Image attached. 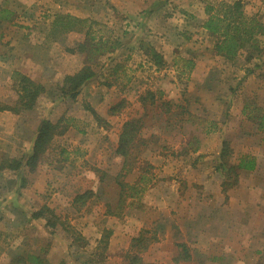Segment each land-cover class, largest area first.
<instances>
[{
	"label": "rangeland",
	"instance_id": "rangeland-1",
	"mask_svg": "<svg viewBox=\"0 0 264 264\" xmlns=\"http://www.w3.org/2000/svg\"><path fill=\"white\" fill-rule=\"evenodd\" d=\"M118 1L123 0H25L26 12L18 9V15L13 17L17 22L13 21L15 27L11 29V39L30 43V50L34 54L47 52L50 71L55 76L62 67L67 71L79 66L82 68L85 63V56L75 55L73 60L66 56L70 55L67 49H73L83 41V32L60 34L59 27L55 30L51 26L56 16L84 20L86 23L83 26L90 25L94 31L100 32L97 36L118 41L119 45L111 53L113 61L108 69L116 65L124 69H119L118 75L108 76L104 73V76L85 86L75 101L64 99L59 106H54L57 108L51 106L56 97L51 87L50 98L44 97L33 111L21 114L18 121L20 131L0 133L1 161L3 158L24 156L29 149V129H34L44 117L55 120L62 115L73 119L66 126L64 134L53 140L35 172L29 173L24 169L18 176L9 172L0 173V264H32L27 258L31 255L40 257L43 264H127L128 256L135 255L149 264H177L176 261L171 263L172 257L180 252L176 250V244H162L168 237L165 228L146 227L144 224L151 222L150 217L146 218L149 216L145 212L146 200L152 207L155 205L156 209H160L166 227L175 220L173 216L177 213L187 212L184 215L186 219H192L196 213L191 198L201 192L198 186L190 190L181 183V194L178 192V196L174 195V188L168 189L172 186L170 180L175 179V161L188 158L187 155L181 158L176 156L173 148L177 147L178 140L174 133H216L218 127L229 123L228 133H237L238 129L242 131L245 120L241 118L239 122L232 118V99H239L242 106L247 104L252 108L264 109L262 59L245 63L243 54L233 64L214 60L211 54L214 41L204 36L198 22L192 23L190 20V17H195L194 14L202 18L207 3L215 0H168L172 6L166 9L161 5L166 0H156L160 5L157 15L145 21L137 18L126 20L116 6ZM150 1L154 0H134L133 8L140 13V2L148 6ZM238 1H241L247 16H255L264 23V0ZM10 3V0H0V7L7 9ZM191 3L197 7L194 12H189L192 10ZM90 9L92 15L89 17L79 15ZM72 26L76 27L74 24ZM194 48L203 53L201 61L211 67L212 73H202L206 75V79L203 77L205 83L196 80L193 84L188 75L180 76L175 71L174 66L182 65V59L177 62L176 57L187 50L196 52ZM148 49H153L159 55L166 53L165 77L170 80L174 78V83L179 86L174 91L180 97L176 105H164L162 94L156 98L153 106L149 101L142 106L140 97L146 91H151L150 87L156 82V76L148 66L149 57L144 58ZM103 60L100 58L98 64ZM104 82L112 86L106 87ZM7 90L6 94L14 101L17 97L13 87ZM207 94L209 96H205ZM213 98L220 102L217 110L209 106ZM117 104L121 105L120 110L110 115V109ZM88 109H92L97 117ZM216 114L219 115V126L211 121ZM138 118H142V128L139 131L140 140L132 148L131 165L134 171L123 180L132 183L140 173L146 172L151 184L140 202L127 200L118 209L119 188L114 177L120 170L121 159L112 155L114 139L125 122ZM261 142L264 143L263 140ZM62 150L68 152L62 154ZM182 169L179 168L177 173L179 178L184 176ZM22 179L25 184L20 188ZM88 192L91 198L86 199L84 205L74 202L77 195ZM188 196L189 200H186L184 197ZM245 199L243 202L247 203V196ZM242 204L237 205L240 210ZM106 205L110 212L119 214L118 217L106 215ZM43 206L53 210L64 227H71L85 241L75 243L74 236H68L59 224L57 231L50 235L45 220L32 218V214ZM175 207L179 211H175ZM237 220L234 227L244 236L247 232L242 230L243 221L240 217ZM263 221H260L259 227ZM160 230L164 231L160 234ZM104 231H111L112 234L108 247L105 250L102 247L97 249V242ZM139 234L145 239L155 235L157 243L150 242L146 250L138 252V245L135 246L131 240ZM252 248L253 251L248 249L243 255L245 260L264 264V249ZM239 254L235 251L233 258L238 259Z\"/></svg>",
	"mask_w": 264,
	"mask_h": 264
},
{
	"label": "crops",
	"instance_id": "crops-1",
	"mask_svg": "<svg viewBox=\"0 0 264 264\" xmlns=\"http://www.w3.org/2000/svg\"><path fill=\"white\" fill-rule=\"evenodd\" d=\"M139 1L141 0H135V2ZM169 1H164L161 4L163 5L162 7L166 9L168 6H172L168 3ZM10 2L7 9L13 11L14 14L18 15V9L21 11L25 10L26 12V7L24 6V4H26L25 0H10ZM133 2L134 0H123L122 2L118 1V3H116L117 8L124 14L126 20L137 18V20L144 19L145 21L151 16L154 17L157 15L159 11L160 5L156 0L150 1L148 6L140 2L142 10L140 13L133 8ZM13 3L15 5H13ZM190 7L192 10L189 12H194L197 8L193 4L190 5ZM203 14L204 12L202 11L203 19L199 15L194 14L195 17H190V20L192 23L195 21L198 22L204 36H208V38L210 37V39L214 41V38L202 28L206 20ZM79 15L89 17L92 15L91 9L89 12ZM14 21L17 22V19ZM14 24V22H0V33L3 32L0 45V133H16V131H20L21 126L18 122L19 117L23 113H28L14 112L13 109L16 105L17 98L11 101L9 95L6 94L8 91L7 89L13 87L12 74L14 72L20 73L33 82L42 85L46 90L45 98H48L50 92H52L51 87H53L55 91V86L59 80L58 78L62 76H71L81 69L79 66L76 69H68L65 71L62 67L60 68V72H57L55 76V73L50 71L47 52H40V55L34 54V51L32 52V50H30L32 46L30 43L11 39L10 32L11 29L15 27ZM194 50L196 49L194 48ZM211 54L214 60L228 62L217 56L213 49ZM160 55L163 58L164 66L159 68L154 66L150 59H147L148 66L151 67V71L156 76V82L154 86L150 87V90L153 92L160 91L165 101L173 106L180 100V97L176 96L174 93L175 87L177 88L179 86L174 83V78L170 80L165 77L164 69L167 68L165 67V61L168 59L166 53H161ZM66 56L71 60L75 58V55L71 54ZM147 57V54L144 55V58ZM178 59L191 61L193 67L192 70L189 71L186 70L183 65L174 66L177 75H188V79L192 80L193 84H195L196 80H200L202 83L206 82L204 76L211 72V67L209 64H204L201 61L203 59V53L198 52V50H196V52L187 50L181 53L179 57H176L175 61ZM172 63L174 64V62ZM228 63L233 64V62ZM174 67L169 66V68ZM204 71H206V75L202 74ZM54 77H56V79H53ZM203 77L205 79H203ZM49 82L50 85L48 84ZM89 83L86 86H88ZM3 92L4 96L2 97ZM205 96H209V94ZM56 98L57 97L54 98V102H51L52 107L59 106L61 101H64L62 98ZM232 100H234L232 102L234 104V116L232 118L239 122H241L242 119L245 120V122L242 123V131L238 129L237 133H228L230 130L229 123L226 126L218 127L219 130L216 133H174L173 135L176 137V140H178L177 147H174L175 149L173 148L174 152H176V156H180L179 158H181L182 155H187L188 158L185 161H180L179 159L175 161V179L170 178L172 186L168 187V189L171 190L174 188V195L178 196L181 183L188 189L190 188V190L191 187L198 186L201 192L193 195L191 198L192 201L194 200L193 203H195L196 213L194 217L192 219H186L184 215L187 212L177 213L176 216H173L175 220L172 221L169 227H166L165 222H162L160 209H156L155 205L153 207L149 205L147 200L144 201L145 207L147 208L145 212L149 213V216L146 218H151V222L146 221L144 223L146 227L150 226L154 228L159 226L160 229L164 227L168 233L166 234L168 237L165 238V242H162V244L173 245L175 243L176 250H180L178 247L179 245H184L187 249L189 255L188 261H181L178 259L181 252L180 250V252H177L175 256L172 257L171 263L176 261L177 264L180 262L186 264H260L258 261H246L243 255L248 249L253 251L252 247H254V250H256V247L264 249V221L261 224L262 226L259 227L260 221L264 220V162L262 163V159L264 160V143L261 142V140L264 141V133L259 132L256 123L244 115L243 107L245 105H239V99ZM219 104L220 102H216L213 98L209 106L217 110V105ZM3 108L8 109L2 110ZM168 114L170 115V113ZM164 115L162 119L165 118ZM61 116L55 120L49 117H44V119L55 123ZM218 116L219 115L216 114L211 117V121H213L216 126H219L217 123V121H219ZM39 123L40 122L37 123L34 129H29L28 131L29 149L24 154V157L29 156L32 151ZM119 134L118 136L116 135V139H114L113 156H115L114 152L117 147ZM235 139L238 140L236 141ZM223 141L228 143L231 150V164H237L238 159L245 156L254 158L256 163V168L253 171H237L236 184L225 190H223V183L226 181V177L224 176V172L218 169L221 143ZM177 149L178 151H176ZM238 154L239 156H237ZM181 165L183 167H181ZM179 168H183L182 170H184V176L181 178L177 175ZM259 175H261V177ZM134 182H136V179ZM179 194H181V192H179ZM246 196L247 203L243 202L246 201ZM184 198L189 200V196ZM182 200L184 199L182 198ZM240 202L243 203L241 210L237 206ZM174 210L179 211L177 208ZM237 217H240L243 221L241 225H244V228L242 230L247 232L244 236H242V232L240 233L238 228L234 227L238 222ZM163 231L164 230H160L159 233L161 234ZM163 238L162 236V239ZM189 248L191 249L190 251ZM235 251L238 253L240 252L238 259L233 258ZM142 261L144 264H149L147 263L148 261L146 262L143 258Z\"/></svg>",
	"mask_w": 264,
	"mask_h": 264
},
{
	"label": "trees",
	"instance_id": "trees-1",
	"mask_svg": "<svg viewBox=\"0 0 264 264\" xmlns=\"http://www.w3.org/2000/svg\"><path fill=\"white\" fill-rule=\"evenodd\" d=\"M206 20L202 28L208 32L214 38L213 50L215 54L228 62H235L238 57L244 56L245 63H249L254 59L263 61L264 64V23H262L255 16H247L243 11V5L241 1L215 0L213 3H207L204 9ZM14 12L0 7V22L14 21ZM86 22L71 16L57 17L52 23L53 29L60 30V34L68 32H83V41L78 43L75 48L67 49L71 55L85 56V63L83 67L71 76H63L56 84L54 94L56 99H69L75 101L79 96L81 90L91 81L98 80L99 77L104 76L107 73L108 76L118 75L119 69H124L120 65H116L112 69H108L109 63L113 61L110 57L112 51L119 45L118 41H111L103 35L97 36L100 32L94 31L90 25L83 26ZM74 24L76 27H73ZM85 27L83 29V27ZM2 40V33H0V45ZM109 56V57H108ZM147 56L154 66L157 68L164 66L163 58L156 53L153 49L147 50ZM100 58H103L101 64H98ZM183 67L186 70H192V62L189 60H181ZM94 66V67H93ZM264 66V65H263ZM98 68V69H97ZM106 71V72H105ZM124 71L122 70V73ZM246 73H251L246 71ZM106 75V74H105ZM13 90L16 94L17 100L14 107V112H31L37 106L38 102L45 97V88L33 82L28 77L14 72L12 74ZM106 87H111L112 84L103 83ZM160 91H146L140 102L142 106L149 101L153 106L156 103V98L161 97ZM161 100V99H160ZM164 105H168L167 102ZM121 105H114L109 113L115 115L120 110ZM1 109V108H0ZM8 108H3L5 110ZM94 117H97L96 113L92 109H88ZM168 111V110H167ZM169 112V111H168ZM243 113L248 119L254 121L259 132L264 133V109L257 107H250L245 105L243 107ZM73 121L72 118H64L63 116L55 123L47 119H42L39 123L36 137L33 142L32 151L29 156H16L3 158L0 161V172H9L13 175H17L21 170L26 169L27 172L33 173L39 165L41 157L48 150L53 140L64 134L67 130L69 122ZM65 123V126L62 124ZM142 128V118L133 119L123 124L121 132L118 137L117 147L115 149V156L121 159V167L119 172L115 175L114 181L119 188L117 208H121L126 204V201L140 202L142 196L145 194L151 184V179L146 175V172H142L137 176L136 182L130 184L123 179L134 171V167L131 165L132 148L137 140H140V129ZM138 142V141H137ZM67 150H62L61 153H67ZM231 150L226 141L221 143V151L219 155L218 169L224 172L226 181L223 183V190L236 184L237 171H253L256 168L254 158L250 156L241 157L238 159L237 164L230 163ZM102 179H100L101 181ZM25 180L22 179L20 188H23ZM91 198V193L79 194L74 198V202H81L85 204L86 199ZM109 206L106 205V215L116 216L119 214L110 212ZM32 218L39 220H45V227L50 229V235H53L57 230L56 226L59 224L62 226V231L65 232L71 238L74 236V242H84V238L74 231L71 227H64L63 223H60L57 216H55L53 210L48 206H43L37 212L32 214ZM148 232V231H146ZM111 231H104L100 239L97 242L96 248L102 247V250L107 249L109 244V238L111 237ZM157 237L152 235L149 239H145L138 235L131 240L132 243L138 245L136 249L138 252L146 250L150 242H156ZM142 247L141 249H139ZM181 250L179 260L188 261L189 255L184 245L178 246ZM32 264H43L42 259L38 256H28ZM127 264H144L142 257L139 255L128 256Z\"/></svg>",
	"mask_w": 264,
	"mask_h": 264
}]
</instances>
